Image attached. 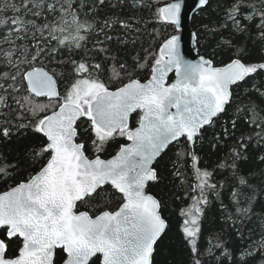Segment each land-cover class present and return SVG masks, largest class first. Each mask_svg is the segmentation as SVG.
I'll return each mask as SVG.
<instances>
[{
	"label": "trees",
	"instance_id": "1",
	"mask_svg": "<svg viewBox=\"0 0 264 264\" xmlns=\"http://www.w3.org/2000/svg\"><path fill=\"white\" fill-rule=\"evenodd\" d=\"M170 1L0 0V192L30 178L50 155L38 123L60 101L30 95L24 72L46 68L62 96L79 83L113 90L143 81L160 44L175 33L160 17ZM190 26L198 53L214 65L237 58L254 69L231 87L224 111L193 146L182 138L156 160L147 191L167 227L151 264H264V0H208ZM137 118L130 116V127ZM76 130L88 158H108L125 143L123 132L102 133L88 115ZM121 202L106 185L76 210L95 216ZM0 239L5 257H14L20 239H8L6 227ZM63 259L57 249L54 264Z\"/></svg>",
	"mask_w": 264,
	"mask_h": 264
},
{
	"label": "water",
	"instance_id": "2",
	"mask_svg": "<svg viewBox=\"0 0 264 264\" xmlns=\"http://www.w3.org/2000/svg\"><path fill=\"white\" fill-rule=\"evenodd\" d=\"M208 0H173L160 7L161 19L175 33L158 48L159 60L148 77L117 89H96L79 103L62 101L41 118L38 129L50 153L42 168L25 181L0 192V228L18 237L14 257H5L0 239V264H151L157 241L167 227L158 199L147 191L156 180L154 164L169 145L185 138L193 146L200 130L221 114L231 87L254 69L234 58L223 65L198 53L192 16ZM27 92L57 100L60 88L46 68L35 66L23 75ZM88 112L97 129L124 131L125 143L108 158H88L76 141V122ZM138 120L129 127V119ZM109 185L122 197L114 211L95 216L76 205Z\"/></svg>",
	"mask_w": 264,
	"mask_h": 264
},
{
	"label": "rangeland",
	"instance_id": "3",
	"mask_svg": "<svg viewBox=\"0 0 264 264\" xmlns=\"http://www.w3.org/2000/svg\"><path fill=\"white\" fill-rule=\"evenodd\" d=\"M95 87L96 86L92 84L79 83L75 85L70 92L66 93L63 98L71 101L77 100V102L83 99H89L93 95Z\"/></svg>",
	"mask_w": 264,
	"mask_h": 264
}]
</instances>
